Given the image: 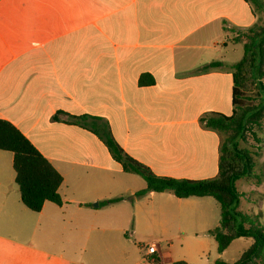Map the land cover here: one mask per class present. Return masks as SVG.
I'll use <instances>...</instances> for the list:
<instances>
[{"label":"crops","instance_id":"1","mask_svg":"<svg viewBox=\"0 0 264 264\" xmlns=\"http://www.w3.org/2000/svg\"><path fill=\"white\" fill-rule=\"evenodd\" d=\"M252 1L0 0V119L62 177V204L30 211L13 186L12 153L0 150V264H141L146 252L129 234L177 228L196 240L218 225L211 197L135 196L144 180L70 119L101 118L123 151L155 175L215 177L221 135L200 119L231 114L237 61L201 53L227 50L228 42L235 50L232 35L262 22L264 9ZM227 29L231 37L218 41ZM260 159L263 168V140ZM246 181L264 192V179Z\"/></svg>","mask_w":264,"mask_h":264},{"label":"trees","instance_id":"2","mask_svg":"<svg viewBox=\"0 0 264 264\" xmlns=\"http://www.w3.org/2000/svg\"><path fill=\"white\" fill-rule=\"evenodd\" d=\"M258 10L264 9L261 0H253ZM242 44V56L232 65V87L230 115L213 114L200 119L204 126L221 135L217 175L204 180L177 179L155 175L146 165L128 156L112 136L106 122L101 118L80 116L70 121L87 128L104 143L110 154L120 162L126 172L139 175L145 187L135 196L150 192H169L183 199L189 197H211L219 206L220 220L209 235L222 253L238 238H251L252 243L234 262L217 258L213 264H264V222L261 212L249 214L238 209L244 193L238 191L236 181L252 180L260 184L264 175L254 172L255 160L260 156L259 136L264 127V25L256 22L239 31L232 40ZM213 64V63H212ZM218 64V63H217ZM150 81L149 83H151ZM143 76L140 85H146ZM258 93L260 100L253 103L251 93ZM57 120V115L52 116ZM251 139L252 148L242 147ZM0 150L12 153L14 182L18 187L21 203L30 211L38 212L46 201L62 204L58 189L62 177L32 143L10 122L0 119ZM120 198L103 201L108 204ZM255 203V202H254ZM173 264H186L176 261Z\"/></svg>","mask_w":264,"mask_h":264},{"label":"rangeland","instance_id":"3","mask_svg":"<svg viewBox=\"0 0 264 264\" xmlns=\"http://www.w3.org/2000/svg\"><path fill=\"white\" fill-rule=\"evenodd\" d=\"M250 4L253 8H255L252 3ZM260 18L262 20V22L260 23L264 25V15H262ZM231 32L232 31L230 29L221 32V37L218 39V41L224 39L225 34H227L228 37H231ZM238 32L239 31L235 32L232 35L230 43H233L232 40ZM208 39L209 38L205 39V41L203 42L204 45H210ZM228 46V49H225L226 51L222 48L221 45H218V47L216 48L217 52L213 53L212 50L209 51L208 49L207 51L201 53V55H204L203 57L205 58H209V60L215 61L223 60L228 63L238 61L242 56V47L234 42L232 46L235 47V50L232 51L229 42ZM250 96L254 98L253 103H257L260 100V96H258V93L253 92L250 94ZM261 96L264 97V94H261ZM259 136L264 142V127ZM251 144H253V142L251 139H249L247 143H241V146L250 149L252 148V150H257V148L252 147ZM260 160V156H258L255 160L254 172L262 174L263 176L264 166L263 168L258 167ZM10 172L12 174V169H10ZM248 182L249 181H246L245 179H241L236 185L239 191L245 193V196H243L240 200L238 209L249 214H255L257 211H260L261 207L264 208V192H256L251 190V185ZM13 186L15 188L17 187L15 183H13ZM249 199L253 202L249 201ZM192 235L193 234H191V232H183L181 230H178L177 228H167L163 230L157 228H147L139 231V235L137 236H130L129 234V238H131L132 244L133 242H135V244L140 246L145 252L146 246L153 244L156 249L160 250L162 253V264H171V260L174 262L184 261L186 264H213V262L217 258H221L229 262H234L240 257L241 253L252 243L251 238H239L232 241L222 253H218L217 244L209 234L200 233L198 234L196 240L192 237ZM181 238H184L183 241ZM201 250L203 251L202 253ZM157 254L158 253L148 256L146 258V263L141 264H158L159 261ZM218 255H220V257H218ZM152 259L154 260V263L151 262Z\"/></svg>","mask_w":264,"mask_h":264},{"label":"built area","instance_id":"4","mask_svg":"<svg viewBox=\"0 0 264 264\" xmlns=\"http://www.w3.org/2000/svg\"><path fill=\"white\" fill-rule=\"evenodd\" d=\"M156 253V247L152 245H147L146 246V257H144V261L146 262V258L148 256L154 255ZM152 263H154V260H151Z\"/></svg>","mask_w":264,"mask_h":264}]
</instances>
